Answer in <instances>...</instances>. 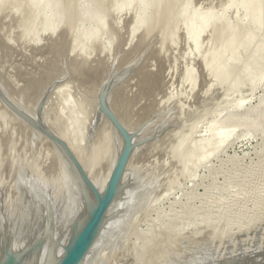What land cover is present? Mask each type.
<instances>
[{"label":"rangeland","instance_id":"obj_1","mask_svg":"<svg viewBox=\"0 0 264 264\" xmlns=\"http://www.w3.org/2000/svg\"><path fill=\"white\" fill-rule=\"evenodd\" d=\"M104 102L133 136L135 183L88 264L264 262V0H0V247L23 180L82 214L32 119L102 184L125 144Z\"/></svg>","mask_w":264,"mask_h":264},{"label":"water","instance_id":"obj_2","mask_svg":"<svg viewBox=\"0 0 264 264\" xmlns=\"http://www.w3.org/2000/svg\"><path fill=\"white\" fill-rule=\"evenodd\" d=\"M103 110L112 120L125 143L104 189H100L93 182L69 144L63 138L51 130L41 117L39 120L31 118L32 122L41 133L46 135L55 144L61 154L70 163L73 169L72 172L77 178L80 190L79 196L81 199L82 214H75L71 216L72 218L69 217L68 210L65 208L62 209L54 202L52 189H45L43 185H41L36 190L31 191L28 186L25 185V199L32 204L31 208L34 214L37 213L34 211V205L40 202L41 225L36 234L32 236L29 243L24 246V251H18L17 254L15 253V249H12L10 243L9 246H6L7 251L9 249L10 252L7 253V259L3 264H23L32 252H40L47 243V228L53 230V233L58 229L68 230L65 242H59V245L63 249V253L56 264H83L93 250L96 242L99 241L106 232L107 223L112 217L110 213L116 208L125 193L134 187L135 181L132 178L129 180L127 178L129 160L133 151V136L108 110L105 102L103 104ZM41 114L40 112V115ZM27 180L41 181L33 177ZM5 215L4 229L9 230V213L6 212ZM36 235H38L39 238H37ZM209 257L208 255L204 258L202 255L195 256V261L192 264H264V262L259 259L257 253L251 255L243 253L227 261H222L215 255L211 258ZM215 261L218 262L215 263ZM172 264H179L178 260H173Z\"/></svg>","mask_w":264,"mask_h":264},{"label":"bare ground","instance_id":"obj_3","mask_svg":"<svg viewBox=\"0 0 264 264\" xmlns=\"http://www.w3.org/2000/svg\"><path fill=\"white\" fill-rule=\"evenodd\" d=\"M51 1V0H50ZM187 28H189L190 27V24H188L187 26H186ZM32 112V111H31ZM31 114V113H30ZM105 118V117H104ZM107 120V119H106ZM105 120V121H106ZM106 124H108V121H107V123ZM59 135V134H58ZM60 135H63V134H60ZM59 135V136H60ZM61 137V136H60ZM62 138V137H61ZM64 139H66L65 137H64ZM67 140V139H66ZM68 141V140H67ZM70 146L73 148V150L75 151V153H76V155L78 156V158H80V160H81V156H80V151H78V149H76L75 150V148L73 147V145H72V143H70ZM76 156V157H77ZM63 158H65L64 156H63ZM118 158V157H117ZM79 160V161H80ZM65 162L68 164V169L70 168V171H71V173H72V175H73V177H74V179H75V181H76V184H78V182H77V178L74 176V173L72 172L73 171V169H72V167H71V165H70V163L65 159ZM116 163V162H115ZM84 164H85V162H84ZM87 165V164H86ZM86 165H84L85 167H86ZM88 166V165H87ZM113 166V165H112ZM114 166H115V164H114ZM84 167V168H85ZM89 168V167H88ZM114 168V167H113ZM85 170H86V168H85ZM112 170V169H111ZM87 171V170H86ZM90 171V170H89ZM113 171V170H112ZM112 171L110 172V175H111V173H112ZM87 173H88V171H87ZM89 174V173H88ZM91 174V173H90ZM89 174V176H91L90 178L93 180V182L100 188V189H104L105 188V186L107 185V182H108V180H109V176L108 177H105V178H108L107 180H106V182H104V183H99V179L96 177L95 178V176H92V174L90 175ZM96 179H98V180H96ZM105 180H102V181H105ZM24 181V184L26 185V186H28V188L32 191V190H36L37 188H34V186L32 187V185H37L38 186V188H39V186H41V185H43V187L45 188V189H50V188H47L44 184H43V182L42 181H37V180H23ZM101 181V180H100ZM78 186V185H77ZM74 190H75V188H73ZM75 192H76V197H75V199H76V201H77V197L79 198V195H78V193H77V189L75 190ZM52 197H53V199H54V202L55 203H57V204H59L60 202H62L65 198L62 196H60V197H58V198H56V196L54 195V193H53V191H52ZM23 201H24V204H25V206L23 207V208H21L20 210H19V213H18V215H19V221H23V222H16L15 224H14V227H13V230H12V232H11V230L9 229V230H6V229H4L5 228V226H4V223H3V225H1V227L3 228V234H2V237H3V241H2V244H1V246L2 247H0V249H3V251H1L0 252V264H3V262H5L6 261V259H7V253H9L10 251H9V249H8V251H7V248H6V246L8 245L9 246V243H10V245L12 246V249H15V253H17L18 254V251L19 252H22V251H24L23 249H24V246L25 245H27L28 243H29V241L32 239V236H34L35 234H36V232L39 230V228H40V225H41V223H40V219H41V216L38 214V213H36V214H34L33 213V209L31 208V203L30 202H27L26 201V199H25V197L23 196ZM123 199V198H122ZM40 204V202H38V204H36V205H34L35 207H34V211H36L37 212V208H38V205ZM59 206V205H58ZM59 207H61V206H59ZM62 208V207H61ZM22 209H23V211H22ZM63 209V208H62ZM114 210V209H113ZM32 211V212H31ZM23 212V213H22ZM25 212V213H24ZM24 214H25V216H24ZM73 215H75V212H74V209H73V211L72 212H70L69 214H68V216L69 217H71V216H73ZM112 215V217H111V219L114 217V214H111ZM38 216V217H37ZM10 217V216H9ZM72 218V217H71ZM3 219H4V221H5V217H3ZM24 219V220H23ZM110 219V220H111ZM9 220H10V218H9ZM110 220L108 221V223L110 222ZM3 221V222H4ZM107 223V224H108ZM32 225V226H31ZM108 226V225H107ZM47 243L43 246V248L40 250V252H32L28 257H27V259L25 260V262L23 263V264H40V262L41 261H43V255H44V252L46 251V249H48L47 250V254L45 253V259H44V264H56V262L59 260V258L62 256V253H63V249H62V247L59 245V242L60 243H64L65 242V240L67 239V235H68V230L67 229H58V230H56L54 233H53V230H49V228H47ZM7 232V233H6ZM28 235V236H27ZM36 237L37 238H39V236L38 235H36ZM12 241V242H11ZM62 241V242H61ZM98 242V241H97ZM97 242H96V244H97ZM95 244V245H96ZM47 245H49V246H47ZM94 248H95V246H94ZM94 248H93V250L91 251V253L89 254V256L86 258V260H85V262L83 263V264H88V262H89V258L91 257V255H92V253H93V251H94ZM39 253V254H38ZM32 255H34V256H32ZM33 258H32V257ZM32 258V259H31ZM93 258V257H92ZM132 262V261H131ZM129 264V263H128ZM132 264V263H131Z\"/></svg>","mask_w":264,"mask_h":264}]
</instances>
